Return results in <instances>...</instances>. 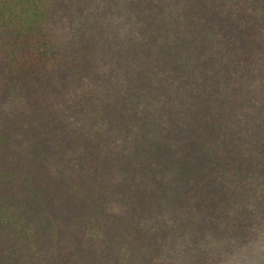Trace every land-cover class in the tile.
Segmentation results:
<instances>
[{
	"label": "trees",
	"instance_id": "1",
	"mask_svg": "<svg viewBox=\"0 0 264 264\" xmlns=\"http://www.w3.org/2000/svg\"><path fill=\"white\" fill-rule=\"evenodd\" d=\"M262 241L264 0H0V264Z\"/></svg>",
	"mask_w": 264,
	"mask_h": 264
},
{
	"label": "rangeland",
	"instance_id": "2",
	"mask_svg": "<svg viewBox=\"0 0 264 264\" xmlns=\"http://www.w3.org/2000/svg\"><path fill=\"white\" fill-rule=\"evenodd\" d=\"M218 264H264V241L222 253Z\"/></svg>",
	"mask_w": 264,
	"mask_h": 264
}]
</instances>
